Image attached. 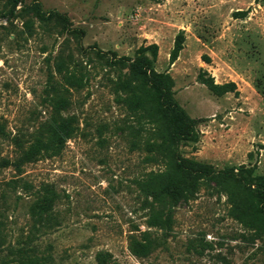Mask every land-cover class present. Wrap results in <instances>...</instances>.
<instances>
[{
	"label": "rangeland",
	"instance_id": "374dc122",
	"mask_svg": "<svg viewBox=\"0 0 264 264\" xmlns=\"http://www.w3.org/2000/svg\"><path fill=\"white\" fill-rule=\"evenodd\" d=\"M149 43L158 50L146 73L119 59ZM200 72L235 91L213 94ZM49 73L60 82L53 98ZM126 76L132 85L118 89ZM162 103L183 109L196 141L168 137L185 125L170 106L164 124ZM59 122L72 127L61 152L30 159L35 136ZM177 159L208 176H175L183 197L166 229L167 195L146 197L136 182L158 183L147 172ZM256 175L264 0H0V264H264ZM45 185L52 206L39 198ZM21 246L32 248L18 255Z\"/></svg>",
	"mask_w": 264,
	"mask_h": 264
},
{
	"label": "trees",
	"instance_id": "16d2710c",
	"mask_svg": "<svg viewBox=\"0 0 264 264\" xmlns=\"http://www.w3.org/2000/svg\"><path fill=\"white\" fill-rule=\"evenodd\" d=\"M239 14L244 15V13H239ZM182 39L183 37L180 31L176 35L173 46L170 50V54H169L170 62H173L177 58L179 51L182 49L183 47ZM157 50H158V46L156 43L141 44L134 50L133 56L123 55L120 56L119 59L121 61L132 60V65L138 67L144 73H146L147 69H150L152 67V62L156 59ZM65 75L67 76L68 73H66ZM65 75H61V78L64 81H67L68 77H66ZM198 79L200 82L206 85V87L215 95H221L225 92H232L235 91L236 89V85L234 82L229 81L218 84L214 82L211 76L206 77L204 72H200L198 74ZM47 82H48V86L46 93L50 95L51 98L61 93V90L59 89V87H57V84H59L60 82L54 80L53 75L51 73H49L48 75ZM132 82L133 79H131V76H126L122 80H120L116 85L118 89L125 90L132 85ZM159 105H161V103ZM162 105H163V107H161L162 113L159 116L161 117V119H163L162 122L164 124H165L164 120H166V115H167L166 109L168 108V106H170L171 112L176 113V117L180 122V124L185 125L184 126L185 129H181V131L180 130L172 131L173 129H171L169 132L167 131V135L169 134L168 137L170 139H174L175 136L180 135L185 139L196 141L197 135L192 130L190 123L191 119L186 115L183 109H181V107L176 103H168L167 105H164L162 103ZM145 115L148 118L153 117L152 116L153 113L150 112H145ZM71 132H72V127L69 126V123L67 122L56 123L54 127L48 131V135L44 139L40 135L35 136V139L32 144L33 149L28 152V157L30 159L33 158V160H35L38 158H44V157L48 158L58 155L61 152L66 139L71 135ZM246 172L250 173V170L246 169ZM190 173L194 174L198 178L208 176L207 166L193 159H177L166 170L161 171L160 173H153L152 171L147 172L146 175L148 176L151 175V177L160 175L162 177V180L158 181V183H155L154 185L150 184L147 179L137 180L136 182L139 191L142 194H144L146 197L150 196L152 197V199H154L155 193L167 195L168 201L165 203L166 214L163 222L165 224L166 229H169L171 226L173 208L177 205L179 198L183 197L182 188L176 187L177 179L175 176L177 174L183 175ZM220 175H223L224 178L226 179L223 172L220 173ZM255 180L257 187L256 192L260 195V200L254 203V211L257 214L253 213V216L259 218L264 210L263 208L264 207L263 206L264 175H256ZM241 188L243 190L244 188H246L244 182H241ZM39 198L42 199L45 202V204H47L48 206H52V203L57 197L53 189L50 188L48 185H45L42 188V193L40 194ZM150 202L151 201L147 200L148 204H150ZM31 248H28L27 246H21L19 249H16V253L18 255L21 253L25 254L27 251H30ZM10 264H45V263L41 258H38L36 255H34V256L18 257V261H13Z\"/></svg>",
	"mask_w": 264,
	"mask_h": 264
}]
</instances>
